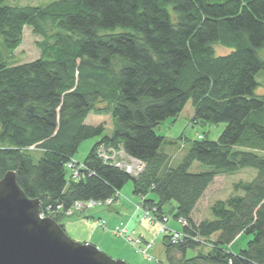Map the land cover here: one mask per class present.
<instances>
[{
  "label": "trees",
  "instance_id": "16d2710c",
  "mask_svg": "<svg viewBox=\"0 0 264 264\" xmlns=\"http://www.w3.org/2000/svg\"><path fill=\"white\" fill-rule=\"evenodd\" d=\"M5 1L6 49L22 44L25 27L42 40L40 57L27 63L9 64L0 49V180L15 171L27 196L41 199V213L66 231L65 214L76 202L117 199L132 181L153 218L187 221L182 240L163 235L161 264H264V96L255 94L264 71V0ZM216 43L233 51L217 56ZM190 100L194 123L226 127L216 141H194L174 165L162 150L173 142L156 128L175 121ZM92 112L113 114L112 134L86 124ZM93 138L74 179L67 164ZM109 150L140 160L143 170L117 166ZM34 151L41 152L38 162ZM195 163L211 169L193 172ZM244 168L257 170L256 177L234 183V192L211 206L213 218L195 222L215 178ZM241 234L253 238L233 253L227 246ZM202 245L209 250L188 257Z\"/></svg>",
  "mask_w": 264,
  "mask_h": 264
},
{
  "label": "rangeland",
  "instance_id": "374dc122",
  "mask_svg": "<svg viewBox=\"0 0 264 264\" xmlns=\"http://www.w3.org/2000/svg\"><path fill=\"white\" fill-rule=\"evenodd\" d=\"M54 1H58V0H6L5 4L10 6H29V5L45 6ZM39 40H42V37L34 34L32 28L26 27L24 30L22 44L16 50H14L13 52L7 50L3 44L1 36H0V49L1 52L3 53V56H5L4 57L5 60H7L9 64L16 65V64L27 63L40 57L41 53L37 45V41ZM213 48L217 56L227 55L233 51L232 48L223 46L222 44H218V43L213 44ZM256 79L258 82V86L255 89V94L258 96H264V71H261L257 75ZM101 106H104V104H101ZM193 115H194V108H193V103L190 100L185 106L183 112L175 121H173L172 118H169L163 121L162 123H160L156 128V132L159 135L165 136L167 140L173 142V143H165L162 146V150L167 152L169 155H174L173 156L174 158L177 157L172 161L174 165H177L181 161L182 157L188 152L194 141L199 140L201 137H206V136L208 137V139L212 141H216L219 138L222 131L224 130V128L226 127L225 123H219V124L194 123ZM86 124L92 126L103 124L106 127V133L110 135L112 134L114 128V116L112 113L106 115V114H96L92 112L89 114L86 120ZM181 138H185V139H181ZM97 141H98L97 138L84 141L80 146L79 151L77 152L74 160L76 162L83 163L88 153L90 152V150ZM237 149H241V148L238 147ZM109 152H113V151L109 150ZM113 153H114L113 154L114 159H117L116 161H119L124 165L131 164L132 160L127 158L126 154L122 150L115 151ZM32 155L35 162H38L39 158L41 157V152L34 151L32 152ZM210 169L211 166L209 165H202L199 163H195L191 171L196 172V171L210 170ZM256 175H257V170L253 168H244L238 171L237 173L231 175L217 176L214 182L208 187L207 191L205 192L201 200L198 202L193 212V219L195 220V222H200L203 219H212L213 214L211 211V206L214 204V202L217 200L227 199L234 192L233 189L234 183L239 181H246V182L252 181L256 177ZM240 194H242V192ZM127 197L128 198L130 197L137 201H139L140 199V203L142 201L141 197L135 196L133 194L132 181H129L123 187V189L120 192V195H117V199H114L112 204L102 205V206H106L108 208L112 206L115 207L118 203L125 202V198ZM138 205H137V209L143 210V208L141 207L138 208ZM173 206H176L175 202L167 204L164 208L165 212L169 214V211ZM98 208L100 207L95 206L83 211H78L73 209L71 214H67V213L65 214L66 216L64 217L63 222L65 223L66 220L69 219V216L72 215H74V217H77L78 215L81 214L85 217L89 216L93 212V210H97ZM122 219L120 218L118 220V225H121V222H123ZM178 220L179 219H176L173 216H169V221L166 222L165 225L172 230H181L183 225ZM104 221L106 225H108V222L106 220ZM106 225L105 226L99 225L98 227L104 228L106 227ZM148 230L150 233L148 241L152 243V246L154 245L155 248L153 247L150 248L149 251H147V255L141 252H137L136 247L138 246L139 243L137 240H135L133 237L127 236L125 232H116L115 230L113 234H115L118 237H123L125 239H128V241L131 243L133 247L130 244L122 241V239H116L115 249H110L109 247L106 246H98V244H94V245H96L100 250H102L109 256L115 259L125 260L129 264H160L158 262V261H162L160 243H162V237L165 233L161 231L159 222L156 223V225L154 226L153 225L148 226ZM67 233L73 240L81 243L84 242L83 239L78 238L76 235L70 233L68 230ZM252 238H253L252 235L241 234L234 240V242H232L231 245H228L227 248L233 253H238L240 250L246 248L248 241H250ZM88 241H89L88 243L93 244V242L96 241V237H93L91 240ZM109 241H113V239L110 237ZM152 249H154L153 252ZM208 250L209 248L206 245L198 246L196 249H189L188 257H193L194 255H196L197 252L200 251L207 252ZM156 253H158L157 256H155Z\"/></svg>",
  "mask_w": 264,
  "mask_h": 264
},
{
  "label": "water",
  "instance_id": "95a60500",
  "mask_svg": "<svg viewBox=\"0 0 264 264\" xmlns=\"http://www.w3.org/2000/svg\"><path fill=\"white\" fill-rule=\"evenodd\" d=\"M42 201L30 198L15 171L0 180V264H129L96 245L73 240Z\"/></svg>",
  "mask_w": 264,
  "mask_h": 264
},
{
  "label": "crops",
  "instance_id": "0c3cea01",
  "mask_svg": "<svg viewBox=\"0 0 264 264\" xmlns=\"http://www.w3.org/2000/svg\"><path fill=\"white\" fill-rule=\"evenodd\" d=\"M173 156L174 155H171L172 161L173 159L177 158H174ZM127 158L132 160L128 156ZM139 203L140 199L139 201H137L135 199L127 197L125 198V202H120L115 207L112 206L108 208L106 206H100V208H98L97 210H93V212L86 217L82 214L78 215L77 217H74V215L69 216V219H67L65 222V226L70 233H73L78 238L83 239L84 242H89L88 240L96 237V241L93 242V244H98V246H106L110 249H115L116 239H122V241L131 245L128 239L118 237L113 234L116 226H118V220L120 218H124L122 219L123 222H121V224L127 229L126 235L133 238H142L144 242H148L150 235L148 226H154L160 220H153L152 217L146 216L145 210L137 209V205ZM98 220H106L108 222V225H106V227L104 228H99V225L97 223ZM110 237L113 239V241H109ZM214 238H216V235L212 237V240ZM152 247L155 248L154 245ZM160 248L162 261L158 262L160 264L166 263L165 246L163 244V241L162 243H160ZM153 251L154 249H152V252ZM157 255L158 253H156L155 256Z\"/></svg>",
  "mask_w": 264,
  "mask_h": 264
},
{
  "label": "built area",
  "instance_id": "2783aa9c",
  "mask_svg": "<svg viewBox=\"0 0 264 264\" xmlns=\"http://www.w3.org/2000/svg\"><path fill=\"white\" fill-rule=\"evenodd\" d=\"M103 157H105V159H107V155L104 154ZM116 165L119 166V167H122V168H126L128 172L132 173V174H138L140 171H142V168L140 166V163L137 162L136 160H132L131 164L127 165V164H122L121 162L119 161H115ZM134 166V167H133ZM83 167L82 164H80L79 162H76L74 159L72 161H70L68 164H67V169L70 171L72 177L74 179H79L80 178V170L81 168ZM133 167V168H132ZM117 195H120V193L118 192ZM114 201L113 198H109L105 201H94V200H90V201H86V202H76L75 205L73 206L72 209L68 210L66 213L67 214H71L73 209L75 210H78V211H83V210H87V209H90L92 207H95V206H102V205H110L112 204ZM142 208V202L138 205V208ZM43 217H44V214H41ZM146 216L147 217H152L151 214L149 212L146 211ZM153 220H156L155 218L152 217ZM169 221V218L168 217H164L162 220L159 221V224H160V227H161V231L164 232V233H169L171 235V238H172V241L174 243L178 242L179 240H182L184 238V234L181 230H172V229H169L165 223ZM180 223H182V225H185L187 224V221L185 219H179L178 220ZM99 223V225L101 226H105L106 223L104 220H99L97 221ZM115 231L116 232H125V234L127 233L126 232V228L124 226L121 225H118L116 226L115 228ZM135 240H137L139 243H138V246L136 248H139L140 249V246L142 244H145L146 248H150L152 247V243H150L149 241L148 242H144L142 238H134ZM207 245H209L208 243L206 242H203ZM142 252H145L144 250L141 249Z\"/></svg>",
  "mask_w": 264,
  "mask_h": 264
},
{
  "label": "bare ground",
  "instance_id": "6f19581e",
  "mask_svg": "<svg viewBox=\"0 0 264 264\" xmlns=\"http://www.w3.org/2000/svg\"><path fill=\"white\" fill-rule=\"evenodd\" d=\"M26 28V27H25ZM25 30V29H24ZM24 35V34H23ZM129 157V156H128ZM132 160H136L137 162H139L140 163V166H141V168H142V170H143V168H144V163L143 162H141L140 160H137V159H134V158H132V157H130ZM125 170H127L126 168H125ZM141 172V171H140ZM139 172V173H140ZM42 214V213H41ZM150 248H152V247H150ZM150 248H146V246H145V244H142L141 246H140V249L139 248H136V250H137V252H141V253H143V254H145V255H147V251H149V249ZM141 249L142 250H144L145 252H142L141 251Z\"/></svg>",
  "mask_w": 264,
  "mask_h": 264
}]
</instances>
